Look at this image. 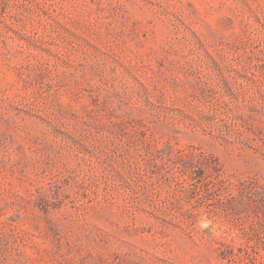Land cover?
<instances>
[{
	"label": "rangeland",
	"instance_id": "374dc122",
	"mask_svg": "<svg viewBox=\"0 0 264 264\" xmlns=\"http://www.w3.org/2000/svg\"><path fill=\"white\" fill-rule=\"evenodd\" d=\"M0 264H264V0H0Z\"/></svg>",
	"mask_w": 264,
	"mask_h": 264
}]
</instances>
